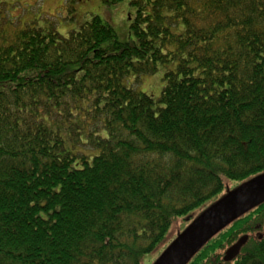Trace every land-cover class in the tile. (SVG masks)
Returning <instances> with one entry per match:
<instances>
[{"label":"trees","instance_id":"trees-1","mask_svg":"<svg viewBox=\"0 0 264 264\" xmlns=\"http://www.w3.org/2000/svg\"><path fill=\"white\" fill-rule=\"evenodd\" d=\"M130 3L134 42L0 12V264H142L264 173V0ZM163 65L158 98L136 88ZM188 264H264V202Z\"/></svg>","mask_w":264,"mask_h":264},{"label":"rangeland","instance_id":"rangeland-1","mask_svg":"<svg viewBox=\"0 0 264 264\" xmlns=\"http://www.w3.org/2000/svg\"><path fill=\"white\" fill-rule=\"evenodd\" d=\"M130 1L123 0L109 5L105 0H80L77 4L70 0H0V12L2 15L14 17L15 20L19 19L21 24L36 22L43 27H49L51 24L62 35H67L71 29H77L80 23L89 20L92 15H99L115 29L120 40L134 42L136 35L132 23L135 8ZM169 68V65H163L155 74L140 76L136 88L158 98L165 85L164 73ZM195 216L197 211L190 216L175 219L163 244L144 257L142 264H152L165 246L173 241Z\"/></svg>","mask_w":264,"mask_h":264},{"label":"water","instance_id":"water-1","mask_svg":"<svg viewBox=\"0 0 264 264\" xmlns=\"http://www.w3.org/2000/svg\"><path fill=\"white\" fill-rule=\"evenodd\" d=\"M264 202V173L242 183L201 212L163 251L154 264H188L194 255L220 230L236 218ZM243 235L224 255L233 261L248 240Z\"/></svg>","mask_w":264,"mask_h":264}]
</instances>
